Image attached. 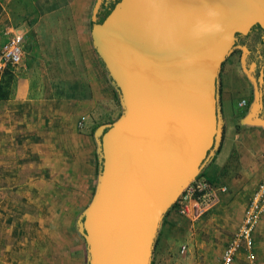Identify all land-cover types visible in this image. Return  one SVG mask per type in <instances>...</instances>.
<instances>
[{"label": "water", "instance_id": "1", "mask_svg": "<svg viewBox=\"0 0 264 264\" xmlns=\"http://www.w3.org/2000/svg\"><path fill=\"white\" fill-rule=\"evenodd\" d=\"M101 3L89 34L120 112L94 130L96 184L75 228L85 264H151L166 212L221 145L220 65L235 32L264 28V0H117L98 21Z\"/></svg>", "mask_w": 264, "mask_h": 264}, {"label": "crops", "instance_id": "2", "mask_svg": "<svg viewBox=\"0 0 264 264\" xmlns=\"http://www.w3.org/2000/svg\"><path fill=\"white\" fill-rule=\"evenodd\" d=\"M92 4L0 0V46L8 24L23 34L21 62L6 68L12 78L8 95L0 98V225H14L11 232L24 244L27 226L40 225L34 231L43 235L44 225L75 223L96 184L92 129L120 112L116 89L91 44ZM237 85L231 79L227 90ZM231 115L224 110L222 144L200 175L212 192L208 209L200 219L179 207L170 211L155 238L160 237V247L179 241L180 252L208 259L214 253L220 256L238 228L262 174V160L259 164L256 157L264 142L253 136L241 141ZM172 235L179 237L172 240ZM253 241L256 257L264 263V214ZM234 264H244L241 251Z\"/></svg>", "mask_w": 264, "mask_h": 264}, {"label": "rangeland", "instance_id": "3", "mask_svg": "<svg viewBox=\"0 0 264 264\" xmlns=\"http://www.w3.org/2000/svg\"><path fill=\"white\" fill-rule=\"evenodd\" d=\"M94 1V0H92ZM22 48V43H21ZM230 79L228 80V82ZM118 102V98L116 99ZM230 110L228 106H225V111ZM231 112V110H230ZM232 116V115H231ZM235 121H238L237 118ZM238 131L241 141L244 138L253 136L259 141L264 142V134L259 128H249L243 126H236L235 132ZM93 132V131H92ZM242 134V135H240ZM254 152V151H253ZM264 151L258 153L256 158L259 164L263 160ZM99 167V162L97 167ZM98 170L93 168V173L97 176ZM93 178V182H96ZM200 177V176H199ZM202 177V176H201ZM92 182V183H93ZM95 184H93L94 187ZM77 198H78V194ZM84 208V207H83ZM82 208V209H83ZM78 209V211H82ZM77 213L79 214V212ZM76 213V214H77ZM201 216V215H200ZM203 215L200 217L202 218ZM199 218V217H198ZM199 218V219H200ZM14 225H0V264H85V247L82 236L77 232L75 223L70 225L56 224L53 226L44 225L47 230L42 235L41 232L37 233L34 228L40 231V225L27 226L29 230L27 241L24 244L23 240H20L16 233H12L11 229ZM55 229V232H51ZM162 234V228L160 229ZM39 234L40 238L37 241L34 239L35 235ZM158 234V233H157ZM157 236V235H156ZM179 236L172 235L169 238L176 239ZM169 242L166 244L163 242V246L160 247V237L154 242V248L152 251V264H211L217 263L219 256L214 253L208 259H202L201 256L193 254V252H180L179 246L183 243ZM177 245V246H176ZM176 246V247H175ZM158 247V249H157ZM21 249V250H20ZM20 252L22 253L20 255ZM195 252V251H194ZM218 256V257H217ZM257 264H264L257 258Z\"/></svg>", "mask_w": 264, "mask_h": 264}, {"label": "flooded vegetation", "instance_id": "4", "mask_svg": "<svg viewBox=\"0 0 264 264\" xmlns=\"http://www.w3.org/2000/svg\"><path fill=\"white\" fill-rule=\"evenodd\" d=\"M116 1L102 0L98 12L102 8V16L106 15ZM229 79L238 81L235 90H227ZM217 92L222 118L228 106L238 120L236 125L241 126L245 119L250 123L244 125L259 128L264 134L262 126L251 124L264 121V28L258 23L251 24L245 32L234 33L230 51L220 65Z\"/></svg>", "mask_w": 264, "mask_h": 264}, {"label": "built area", "instance_id": "5", "mask_svg": "<svg viewBox=\"0 0 264 264\" xmlns=\"http://www.w3.org/2000/svg\"><path fill=\"white\" fill-rule=\"evenodd\" d=\"M5 39L0 46V72L8 67L17 66L22 59V32L7 25L3 29ZM82 125L81 120L78 121ZM212 200L209 182L204 177H197L178 198V206L183 213H193L195 217L203 214ZM193 206V207H192ZM190 207V208H189ZM264 214V157L262 174L243 213L238 228L224 245L217 264H234L239 251L242 252L244 264H257L254 250L253 232Z\"/></svg>", "mask_w": 264, "mask_h": 264}, {"label": "trees", "instance_id": "6", "mask_svg": "<svg viewBox=\"0 0 264 264\" xmlns=\"http://www.w3.org/2000/svg\"><path fill=\"white\" fill-rule=\"evenodd\" d=\"M100 7H102V3L100 5ZM98 21H100L104 16H102V8H101V13L100 11L98 12ZM8 69H4L1 73H0V98H4L8 95V92H9V88H10V81H11V75L9 74V72L7 71ZM115 97H117V92H115ZM112 121V120H110ZM108 121V122H110ZM99 124H96L94 125L92 131L95 130V128L98 126ZM223 137H224V133H223ZM223 140V139H222ZM222 144V142H221ZM221 146V145H220ZM220 148V147H219ZM219 150V149H218ZM217 150V151H218ZM98 170V168H97ZM203 171V170H202ZM202 171L200 172V174L197 176L199 177L200 175H202ZM179 206H178V202H175L169 209L168 211L166 212L164 218L162 221H165L166 217L169 215L170 211L174 210V209H177ZM151 264H152V259H151Z\"/></svg>", "mask_w": 264, "mask_h": 264}]
</instances>
